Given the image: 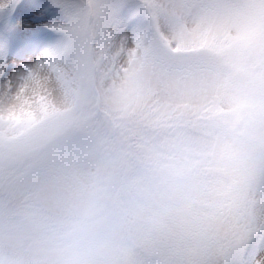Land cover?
I'll return each mask as SVG.
<instances>
[{"label": "snow or ice", "instance_id": "6c2138e0", "mask_svg": "<svg viewBox=\"0 0 264 264\" xmlns=\"http://www.w3.org/2000/svg\"><path fill=\"white\" fill-rule=\"evenodd\" d=\"M253 31L264 33V0H0V104L47 120L57 92L190 101L234 76ZM220 203L148 264H264V162Z\"/></svg>", "mask_w": 264, "mask_h": 264}, {"label": "trees", "instance_id": "16d2710c", "mask_svg": "<svg viewBox=\"0 0 264 264\" xmlns=\"http://www.w3.org/2000/svg\"><path fill=\"white\" fill-rule=\"evenodd\" d=\"M248 33L250 38L243 35L238 41L234 76L200 96L199 105L169 99L136 103L130 96L105 100L81 93L74 108L47 120H34L32 112L25 120L14 119L13 136L5 132L9 121L0 119V165L7 158L24 175L29 167V173L42 168L53 154L114 160L117 151L124 155V166L138 169L129 176H138L153 175L148 163L157 160L152 165L170 173L151 189L152 222L177 231V219L186 216L191 227L204 207L222 206L235 176L264 162V35ZM231 98L239 103L221 108L222 100ZM175 212L179 218L171 223Z\"/></svg>", "mask_w": 264, "mask_h": 264}, {"label": "clouds", "instance_id": "9594fccd", "mask_svg": "<svg viewBox=\"0 0 264 264\" xmlns=\"http://www.w3.org/2000/svg\"><path fill=\"white\" fill-rule=\"evenodd\" d=\"M155 177L53 154L27 175L0 165V264H148Z\"/></svg>", "mask_w": 264, "mask_h": 264}, {"label": "rangeland", "instance_id": "374dc122", "mask_svg": "<svg viewBox=\"0 0 264 264\" xmlns=\"http://www.w3.org/2000/svg\"><path fill=\"white\" fill-rule=\"evenodd\" d=\"M260 32V31H259ZM260 35H264L262 32ZM247 39L250 38L249 36V33L245 34L244 35ZM129 95H126L125 97H128ZM103 97V96H102ZM105 100L107 99H112V98H105L103 97ZM235 99L236 98H231V99H225V100H222L221 102V108H228L230 109L233 105L235 104H238L239 102H235ZM76 100H77V96H74L72 98H68L63 92H57L55 97H54V100H53V103H55V105L57 106V111L58 112H66L72 108H74V105L76 103ZM115 100V99H114ZM114 100L111 101V103H114ZM120 101L123 100V98H120L119 99ZM203 99H201V97H195L193 98L192 100L190 101H181V103H184V104H194V105H199L201 102H202ZM171 102H173V100H171ZM176 104V103H174ZM183 105H181L179 108L182 109ZM33 110H35L34 106H33ZM180 109H177V111H179ZM31 113V111L28 110L27 107L25 106H21L19 105L17 102L15 101H10V102H7L6 104H0V119L3 121V120H7L9 121L8 125H7V128L5 129V132L8 134V135H11L13 136L14 134H16V132H13L12 131V126H11V123L14 119L16 118H22L23 120L26 119V116ZM252 118L255 120V121H259L258 118L252 116ZM103 145V144H102ZM29 150V149H28ZM70 156V155H69ZM115 161L117 162H121L120 166L121 168L125 171L126 174L128 175H135V173H137V170H129L126 166H124L122 164L123 162V159H124V155L123 154H119L117 151L114 153L113 157H112ZM47 160H45L44 162V165L47 164V162L49 161L50 158H46ZM151 160H154L153 157L150 158ZM179 160H183V157H179L178 158ZM156 162H158L157 160L152 163H148L150 165V168H152L153 170V176L155 177V180H158L159 177L163 174V177H167L168 176V173H170V169L166 168V171L164 169V167L160 166V165H152V164H155ZM143 168V167H142ZM144 170V169H143ZM29 171L30 170V167L26 169L25 172H28L29 174ZM33 172V171H32ZM31 173V172H30ZM247 174L246 171H242L240 173V175L238 176H235V178L237 179L238 177H241L243 175ZM24 175H27L24 174ZM179 213L175 212V214L173 215V218L170 219V222L171 223H174V218H176L178 216ZM179 218V217H177ZM187 218L186 216H183V220H181L180 222L178 221L177 219V227L176 229H179V230H183L185 228H187L189 226V220L185 219ZM153 224L155 225V233H158V236L157 237H154L153 241H152V251L163 241H165L166 239H168V237L170 235H172L173 233H175L176 231H169L167 230V226H162L158 223H156L155 221L153 222Z\"/></svg>", "mask_w": 264, "mask_h": 264}]
</instances>
